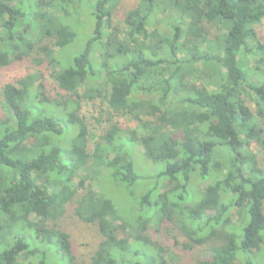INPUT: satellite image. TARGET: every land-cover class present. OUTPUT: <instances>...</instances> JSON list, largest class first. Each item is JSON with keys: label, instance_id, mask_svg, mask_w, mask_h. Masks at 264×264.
Wrapping results in <instances>:
<instances>
[{"label": "trees", "instance_id": "16d2710c", "mask_svg": "<svg viewBox=\"0 0 264 264\" xmlns=\"http://www.w3.org/2000/svg\"><path fill=\"white\" fill-rule=\"evenodd\" d=\"M120 1L0 0V70L47 40L58 49L45 51L46 60L65 94L49 102L33 75L4 88L0 243L9 241L0 264H17L22 254L49 264L41 245L51 243L63 261L79 264L58 227L68 207L100 238L83 264H169L168 249L151 235L169 228L187 240L174 241L181 254L199 251L196 264H264V47L255 30L264 0H139L124 33L113 23ZM85 17L93 28L80 31V46L75 24L80 29ZM250 60L255 69L244 66ZM244 92L254 96L256 114ZM85 95L104 101L110 117L91 150L80 115ZM115 116L137 128L122 130ZM251 142L262 166L251 160ZM141 161L166 167L145 177L134 165ZM89 173L98 191L75 186ZM103 180L138 189L128 218L136 224L132 246L114 223L123 214L102 193Z\"/></svg>", "mask_w": 264, "mask_h": 264}, {"label": "rangeland", "instance_id": "374dc122", "mask_svg": "<svg viewBox=\"0 0 264 264\" xmlns=\"http://www.w3.org/2000/svg\"><path fill=\"white\" fill-rule=\"evenodd\" d=\"M139 3V0H121L117 9L114 11V18L113 23L114 26L118 28V30L122 33L125 32V26L124 21L127 17V15L133 11ZM76 9V8H75ZM157 18L160 20H163L164 23H160V27L163 28L164 32L168 31L169 28H167L165 21V16L162 14L157 13ZM85 21L81 23V27L79 29L78 25L76 26V31L79 32L78 34V42L83 45L84 43V34L80 33L82 30L83 33H87L93 28V20L92 18L90 20H86V17L84 18ZM255 30L258 36V40L260 41L261 45L264 47V21H261L255 26ZM2 32V29H1ZM38 36L36 35L35 41L37 42ZM48 46L51 50V52L47 49L40 50L41 47L45 48ZM53 44L47 40H44L39 43V47H36V53L32 54L33 56L30 58H25L21 61H17L9 65L7 68L0 70V121H4L7 118L10 117L7 109L4 106V97L3 92L4 88L6 86H13L18 88V82L29 76L33 75L37 83L36 85H42L43 86V92L45 94V98L48 97L49 102L51 101H60L62 98H64V93L61 92L57 84L55 83L54 79L52 78V75L54 73L53 69L48 65L46 58V52L55 54L58 49L51 47ZM46 51V52H45ZM44 53V54H43ZM67 53V58L69 56L73 55V49H69ZM65 56V55H64ZM245 67L255 69L256 63L253 60L248 61L246 64H244ZM261 73L264 75V66L260 67ZM186 72L189 71V69H184ZM262 75V74H260ZM262 75V76H263ZM261 76V77H262ZM244 100L246 101L249 108L252 110L254 114H256L258 107L256 100H254V96L250 92H244L243 96ZM53 99V100H51ZM64 100H62L63 102ZM52 103V102H51ZM108 109L107 105L104 101L101 99H94V96L91 95H85L84 100H82L81 103V111L80 115L85 119L87 122V125L89 127V150L93 149V145L97 140L100 138V136L104 135L105 132L109 129V119L108 116ZM116 123L122 130H134L137 128V123L130 121L127 118H121L118 116H115L113 118V122ZM142 131L139 132V134ZM142 149L140 148V152ZM250 151H251V160L256 161L257 164L260 162V165L263 164V155L262 151L259 148V146L255 142H251L250 145ZM115 155H111V159ZM143 158V157H142ZM148 165H147V164ZM141 168H137L136 164V170L140 172L143 176L149 177L154 176L155 174L159 173L160 171L165 169L164 164H158L154 165L150 162H142L140 163ZM91 176V180L87 181L85 180L84 176L85 174H81L75 179V186H84L87 187L89 184L93 186V188L98 191L99 184L98 180L94 177L92 173H89ZM43 181L39 180V184H41ZM148 183V182H145ZM205 185H201V189L204 191ZM101 191L102 193L110 199L113 204L115 205L116 209H120V216L116 219L114 222L116 226L121 227L124 229V231L129 235L132 236V239H130V246L134 244L135 241H137V238H135V223L130 221L134 220V215L131 210H134L131 207V203L133 201V197H137L138 195V189H134L131 187H122L118 188V186L114 185L111 181L103 180L101 183ZM191 199V195H189L186 198L187 200ZM74 207H68L67 213L64 216L63 219H61L58 222V227L61 231L66 233L69 236V240L72 246V252L73 257L76 259V262L79 264L88 263L90 259L95 254L97 247L100 243V238L98 237L97 231L94 227H91L87 224L82 223L74 216ZM142 214V213H141ZM148 216L151 215V212L147 214ZM129 218V219H128ZM38 220H33V224H37ZM169 232H161V233H152V238L162 244L165 248L168 249V253L170 254V258H172V262L169 264H196L197 260V254L199 253L198 250L191 252L190 254H181L180 250L176 248L174 245V241L178 244H184L187 240L186 238L179 233L176 228L168 229ZM131 238V237H130ZM8 239H5L0 243V249L5 246L4 244H8ZM143 241V244H146L147 242L145 240ZM2 246V247H1ZM42 246L43 251L46 253V258L49 264H68L67 261H63L61 259V256H59L57 247L54 246L52 243L51 245ZM62 245L58 244V250L61 252ZM204 249V248H202ZM197 256V257H196ZM39 259L37 258L36 262L33 256H29L28 254H22L20 259H18L17 264H37Z\"/></svg>", "mask_w": 264, "mask_h": 264}]
</instances>
